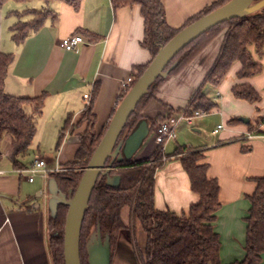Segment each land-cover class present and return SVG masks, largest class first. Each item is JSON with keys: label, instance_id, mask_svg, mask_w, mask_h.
<instances>
[{"label": "crops", "instance_id": "crops-1", "mask_svg": "<svg viewBox=\"0 0 264 264\" xmlns=\"http://www.w3.org/2000/svg\"><path fill=\"white\" fill-rule=\"evenodd\" d=\"M42 1V11H49L50 15L42 28L22 45L13 41L12 27L23 19H31L15 15L29 9L21 11L12 6L5 10L8 2L0 10V52L15 55L5 90L21 97L47 94L43 114L37 119L36 137L41 142L50 139L59 143L60 132L71 116L62 146L58 148L57 143V154L50 153L49 161L40 155L50 170L57 166L70 169L65 165L74 160L81 134L86 129V125L77 127L85 108L94 101L96 131L100 134L105 125L110 124L118 107L123 82L133 76L138 66L147 65L152 56L142 47L145 22L139 6L114 9L111 0H83L76 10L59 1ZM161 1L168 24L180 29L216 0ZM73 35H81L85 40L78 51L61 48V41ZM224 38L225 32L183 71L168 75L155 99L144 110V118L165 117L187 108L214 65ZM250 49L254 58L262 63L263 70L253 78L241 80L238 78L241 63L236 62L215 93H206L217 107L207 114L212 117H199L195 131L207 132V139L189 137L188 128L181 131L182 143L194 139L195 148H188L204 152L205 163L209 165L208 177L216 179L220 186L221 208L215 231L221 241L222 264L242 261L246 255L249 198L256 192V179L264 178V54L259 56L254 46ZM242 83L251 84L262 96L259 109L255 104L234 97L233 87ZM85 95L90 98L85 99ZM149 139L136 158H147L158 147L153 134ZM170 142L163 152L167 158L182 146L178 137L171 146ZM171 157L163 161L156 172L154 203L157 210L181 214L188 212L200 197L192 191L179 156ZM30 166L24 164L23 169L18 170L10 159L0 162V264H54L49 243L52 177L43 174L45 176L30 182L26 177L29 173L22 172ZM125 212L129 215L128 210ZM123 250L131 252L120 242L116 258L121 264H129L122 258ZM261 264H264V255Z\"/></svg>", "mask_w": 264, "mask_h": 264}, {"label": "trees", "instance_id": "trees-1", "mask_svg": "<svg viewBox=\"0 0 264 264\" xmlns=\"http://www.w3.org/2000/svg\"><path fill=\"white\" fill-rule=\"evenodd\" d=\"M10 1L24 3L30 0H0V10ZM66 3L76 10L83 0H44ZM230 0H216L201 13L191 18L182 28H172L166 20L165 7L161 0H111L114 9L139 6L145 22V35L142 47L147 49L152 59L147 65L138 66L132 76V86L122 89L118 106L128 91L140 79L146 69L157 56L159 50L166 46L183 28L193 23L203 15L226 4ZM261 0H254L257 3ZM18 17L30 16L29 21H20L12 27V39L17 45H22L27 38L38 32L49 17V11L29 9L15 12ZM225 32V38L219 55L207 73L203 85L196 91L188 107L182 111L193 114L196 111L210 113L217 104L203 91L209 84L218 88L230 69L236 62L241 63L238 78L250 79L263 70L260 61L254 58L250 49L264 54V9L246 18H237L209 30L182 50L170 63L169 75L183 71L216 37ZM15 61V55L0 52V145L9 135L12 147L9 159L15 169L24 167L22 159L30 154L31 147L37 135V119L42 116L46 93L38 97H21L10 95L5 90L6 79L10 67ZM166 78L160 77L150 88L132 114L123 131L121 139L130 134L137 123L144 118V110L155 99L159 88ZM232 93L236 99L255 104L259 109L262 96L249 83L237 84ZM116 111V110H115ZM114 111V113H115ZM180 111V112H182ZM164 117L150 119L152 134ZM238 120V119H236ZM235 120V121H236ZM71 116L60 132L58 148H60L69 129ZM97 117L94 112V101L84 110L77 127L86 125L81 134L80 147L74 160L65 166L70 170L50 173L58 182L59 188L71 198L76 191L85 169L104 137L109 123L100 134L96 131ZM74 127H72L73 129ZM71 129V130H72ZM171 156H179L182 166L188 174L192 191L200 197L188 212L178 214L170 210H157L155 207L156 172L163 166L164 153L158 146L151 156L135 158L130 162H115L116 170L110 176L119 175L122 178L119 187L107 183V176H101L93 191L81 232V263H88V242L91 236L100 230L103 239L110 238L113 257L118 249L123 232L131 229L124 220V212L129 211L131 224L139 221L147 235L145 248L137 254L140 264H222L221 241L215 231V222L221 208L219 200L220 186L216 179L208 177L209 165L205 163L204 152L187 146L178 147ZM169 156L168 158H172ZM2 152L0 151V162ZM257 189L249 199L251 208L246 218L247 237L246 255L242 261L232 264H261L264 255V178L256 179ZM69 207L60 205L58 214L49 220L50 248L54 264H65L64 233Z\"/></svg>", "mask_w": 264, "mask_h": 264}, {"label": "water", "instance_id": "water-1", "mask_svg": "<svg viewBox=\"0 0 264 264\" xmlns=\"http://www.w3.org/2000/svg\"><path fill=\"white\" fill-rule=\"evenodd\" d=\"M263 9L264 0L257 3H254V0H230L183 28L159 50L144 74L117 107L104 137L92 155L88 166L83 169L84 174L72 197L67 198L59 188L56 179L50 180L49 205L52 216L58 214L60 205L69 207L64 233L65 264H82L80 251L82 227L93 191L100 177L107 176V183L110 186L119 187L122 181L121 176H110V173L116 170L114 163L135 160L152 134L150 120L143 118L130 134L121 139L128 120L149 93L150 88L158 78L168 77L173 68L172 66L167 70L170 63L196 39L217 25L237 18H246ZM242 121L249 122L246 118H242ZM88 263L112 264L110 238L103 239L100 230L94 233L88 242Z\"/></svg>", "mask_w": 264, "mask_h": 264}, {"label": "rangeland", "instance_id": "rangeland-1", "mask_svg": "<svg viewBox=\"0 0 264 264\" xmlns=\"http://www.w3.org/2000/svg\"><path fill=\"white\" fill-rule=\"evenodd\" d=\"M42 0H33V1H27L24 3H17L15 1H10L6 6H5V10H7L8 8L14 6L16 7V9H21V11L25 10V9H39L42 10ZM30 17H26L25 19H29ZM23 21H25L23 19ZM27 21V20H26ZM217 90V88H212L211 86H207L205 88H203V91L205 93H211L214 94L215 91ZM204 117V116H203ZM207 117H212V115H205V118ZM199 120V118H195V120L193 121L192 124H188L187 122H183L178 129L177 132V137H178V142L180 145L182 146H187V147H194L192 144V140L194 139H190L187 142H181V131L183 128H188V136L191 138H200V139H204L203 141H205V139H207V132H203V133H197L195 131L196 128V122ZM150 140V139H149ZM191 141V142H190ZM174 142V140H172L169 143V146L172 145V143ZM11 143H12V138L11 136L7 135L5 136V138L3 139L1 145H0V150L3 153V159L1 162H6L7 160L9 161V158L7 157L9 155L10 152V148H11ZM57 143L58 141H51L50 139H45L44 141H40L38 139V137L35 138L33 145L31 147L30 150V154L29 156H27L26 158L23 159L24 164L26 166H30L36 159L40 158L42 156H45L46 160L49 161L50 157L49 154H54L53 156H55V154H57L56 148H57ZM167 145V144H166ZM170 148V147H169ZM195 148V147H194ZM166 149H168L166 147ZM39 176H45L42 173H36V174H28L26 177L30 178L33 177L34 180L38 179ZM126 213L125 216V222H127L130 226L131 229H129L126 232H123L121 237H120V242L127 248H129L131 250V252H126V250L121 251L122 253V258L129 262V264H140L139 262V258L137 256L138 252L140 250H143L145 248L146 245V241H147V235L145 233V231L142 228V225L139 221H135L133 222V224H131V219L130 216ZM128 215V217H127ZM118 247H120V243L118 245ZM136 254H135V252ZM116 254L117 251L113 257V261L112 264H121L118 259L116 258ZM139 262V263H138Z\"/></svg>", "mask_w": 264, "mask_h": 264}, {"label": "built area", "instance_id": "built-area-1", "mask_svg": "<svg viewBox=\"0 0 264 264\" xmlns=\"http://www.w3.org/2000/svg\"><path fill=\"white\" fill-rule=\"evenodd\" d=\"M84 43H85V40L81 35H73V36L63 39L60 43V46L61 48L67 51H78L80 45ZM132 81L133 80L131 77L125 82H123L122 89L130 88L132 86ZM89 98H90L89 95H85V99H89ZM207 114L208 113L205 111H196L193 114H190L187 111H182L176 114H170L168 116H165L164 120L162 122H159L156 125V128L153 132V136H154V140L156 144L158 146H161V150L162 152H164V147L166 146V144L172 140H176L179 126L183 122L192 124L195 118L203 117ZM221 128L222 126L219 127V129ZM167 159H168L167 157H164L163 161H166ZM67 170H70V169H64V168H61L60 166H57L55 169L50 170L47 168L46 160L40 157L36 159L29 168L22 170V172L29 173V174H36V173L50 174L54 172H63ZM29 181L33 182L34 178L30 177Z\"/></svg>", "mask_w": 264, "mask_h": 264}]
</instances>
